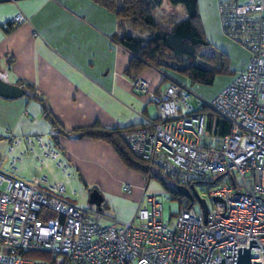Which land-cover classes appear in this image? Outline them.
Here are the masks:
<instances>
[{"label":"built area","instance_id":"2783aa9c","mask_svg":"<svg viewBox=\"0 0 264 264\" xmlns=\"http://www.w3.org/2000/svg\"><path fill=\"white\" fill-rule=\"evenodd\" d=\"M217 10L223 34L249 52L243 69L209 102L169 84L151 96L155 117L122 133L149 170L207 195L206 219L197 200L184 198L174 224L165 223L146 186L128 221L76 207L63 196L70 178L61 150L41 135L10 134L9 172L0 169V264H236L249 240L260 247L249 248L251 263L264 264V0H220ZM26 21L18 13L3 30ZM132 88L143 94L148 86L136 78ZM202 105L226 121L225 135L206 131Z\"/></svg>","mask_w":264,"mask_h":264},{"label":"crops","instance_id":"0c3cea01","mask_svg":"<svg viewBox=\"0 0 264 264\" xmlns=\"http://www.w3.org/2000/svg\"><path fill=\"white\" fill-rule=\"evenodd\" d=\"M180 11L178 5L164 0L152 11V18L168 32L173 23L186 18V12ZM18 13L27 21L3 30ZM121 33L147 37L133 30L128 20L117 19L89 0L0 1V78L21 88L23 83L30 84L65 132L93 125L138 128L144 118L155 117L150 99L162 89L163 77L148 67L137 77L147 83V92L133 91L132 80L125 75L132 55L111 40ZM42 113L41 102L27 96L0 98V166L4 172H9L7 138L13 134L46 137L61 150L68 169L79 170L80 164H88L102 169L114 166L119 173H127L107 143L57 134ZM20 175L28 178L26 171ZM125 186L130 192L123 191ZM118 190V196L109 197L113 217L128 221L142 193L125 183Z\"/></svg>","mask_w":264,"mask_h":264},{"label":"trees","instance_id":"16d2710c","mask_svg":"<svg viewBox=\"0 0 264 264\" xmlns=\"http://www.w3.org/2000/svg\"><path fill=\"white\" fill-rule=\"evenodd\" d=\"M89 1L113 14L117 19L128 20L133 30L147 34L146 37L143 34L128 36L121 33L111 37V40L132 55L130 66L125 71V75L131 80L136 79L148 67H153L162 75V84L172 82L186 85L195 96L194 87H211L217 78L227 75H230L228 79L230 82L235 76V71L232 72L229 67L228 54L214 48L205 35L200 20L198 0H167L173 6L182 5L186 12V18L173 23L168 32H164L152 18V11L159 7L164 0ZM211 48L217 54H213ZM22 88L25 91V96L29 99L41 102L43 118L57 134L76 139H98L107 143L128 169L149 175V179L155 178L175 198L184 199V196L178 192L180 186L172 183L161 171L149 170L147 162L131 151L122 137V133L126 129H104L93 125L65 132L54 118L51 110L35 93L34 88L27 83H23ZM196 98L206 101L201 96ZM197 113L206 117L208 133L215 136H223L227 133L228 124L209 106H200ZM127 129H134V127ZM18 254L23 258L35 260L45 256L42 253L28 251H19Z\"/></svg>","mask_w":264,"mask_h":264},{"label":"rangeland","instance_id":"374dc122","mask_svg":"<svg viewBox=\"0 0 264 264\" xmlns=\"http://www.w3.org/2000/svg\"><path fill=\"white\" fill-rule=\"evenodd\" d=\"M220 0H198L199 15L201 24L203 26L205 35L208 41L217 50L223 51L228 54L230 58V70L238 71L241 67L245 66L249 60V52L245 48L236 44L232 40H229L222 32L219 18L217 14V5ZM182 14L185 13V9L182 5H178ZM180 11V12H181ZM213 54H217L214 49H210ZM232 77V76H231ZM230 75L219 77L211 87H194L193 92L196 97L201 96L205 102H209L216 95L217 91L228 81ZM186 83V82H184ZM167 84V83H166ZM163 84L161 87H166ZM127 173H119L114 166H109L107 169L97 168L88 164H80V169H69L68 174L70 181L66 184V192L63 195L67 201L79 208H92L96 210L95 206L89 204V196L92 191H97L102 197L103 202L101 204V212L109 217H113L112 197L118 196L119 186L123 183L131 186L132 189H138L139 195L142 193V188L147 187V192L152 195H156L160 199L162 205L161 217L165 223L174 224L175 215L181 209V199L175 198L169 193L155 178L149 179L148 175H144L135 170L128 169L123 164ZM0 169L4 171L1 166ZM57 179L63 180L64 176L58 171L55 172ZM138 178V182L136 179ZM138 183V184H137ZM71 192H74L72 195ZM207 204L209 199L207 195L200 193ZM130 195L128 194V197ZM196 208L198 206H195ZM107 225L106 222L101 223ZM48 260L46 256L44 258H37V260Z\"/></svg>","mask_w":264,"mask_h":264},{"label":"water","instance_id":"95a60500","mask_svg":"<svg viewBox=\"0 0 264 264\" xmlns=\"http://www.w3.org/2000/svg\"><path fill=\"white\" fill-rule=\"evenodd\" d=\"M24 96H25V91L23 90V88L17 85H14V84H8L0 78V98L6 99V100H14V99L22 98ZM178 192L190 202H192L193 199L197 200L202 208L204 219H206L207 207H206L205 201L199 198L194 188L191 187L189 190V189L181 187L178 189ZM102 202H103V197L97 191H92V193L89 196V204L92 206H95L97 211H101ZM249 248H260V247L258 246L255 240H249L248 249L240 248V247L237 248L238 256L236 258V264H259L260 263V262H255V261L251 263ZM226 257H229V256H226ZM219 264H224L223 258H220Z\"/></svg>","mask_w":264,"mask_h":264}]
</instances>
